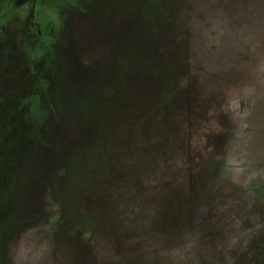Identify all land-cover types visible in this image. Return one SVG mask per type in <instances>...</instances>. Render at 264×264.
<instances>
[{"label": "rangeland", "instance_id": "rangeland-1", "mask_svg": "<svg viewBox=\"0 0 264 264\" xmlns=\"http://www.w3.org/2000/svg\"><path fill=\"white\" fill-rule=\"evenodd\" d=\"M0 264H264V0H0Z\"/></svg>", "mask_w": 264, "mask_h": 264}]
</instances>
